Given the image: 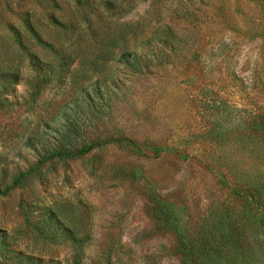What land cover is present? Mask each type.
Returning <instances> with one entry per match:
<instances>
[{
  "label": "rangeland",
  "instance_id": "1",
  "mask_svg": "<svg viewBox=\"0 0 264 264\" xmlns=\"http://www.w3.org/2000/svg\"><path fill=\"white\" fill-rule=\"evenodd\" d=\"M0 264H264V0H0Z\"/></svg>",
  "mask_w": 264,
  "mask_h": 264
}]
</instances>
